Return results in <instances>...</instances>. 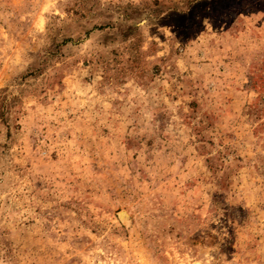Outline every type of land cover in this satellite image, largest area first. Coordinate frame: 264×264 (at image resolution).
<instances>
[{"label": "rangeland", "instance_id": "rangeland-1", "mask_svg": "<svg viewBox=\"0 0 264 264\" xmlns=\"http://www.w3.org/2000/svg\"><path fill=\"white\" fill-rule=\"evenodd\" d=\"M0 264H264V0H0Z\"/></svg>", "mask_w": 264, "mask_h": 264}]
</instances>
